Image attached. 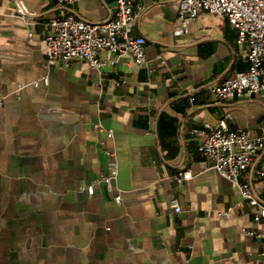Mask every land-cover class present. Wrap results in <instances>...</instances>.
Here are the masks:
<instances>
[{
  "label": "crops",
  "instance_id": "crops-1",
  "mask_svg": "<svg viewBox=\"0 0 264 264\" xmlns=\"http://www.w3.org/2000/svg\"><path fill=\"white\" fill-rule=\"evenodd\" d=\"M178 2L133 0L149 72L132 62L48 65L44 22L106 21L116 0H0V264H264V223L247 201L232 220L220 215L240 195L198 150L222 120L264 137V98L212 97L247 70L245 47L206 12L174 36ZM16 8L23 17L9 16ZM109 152L119 164L111 192L97 182ZM262 170L264 150L241 181L264 202Z\"/></svg>",
  "mask_w": 264,
  "mask_h": 264
},
{
  "label": "built area",
  "instance_id": "built-area-1",
  "mask_svg": "<svg viewBox=\"0 0 264 264\" xmlns=\"http://www.w3.org/2000/svg\"><path fill=\"white\" fill-rule=\"evenodd\" d=\"M77 1L57 0L61 5H72ZM116 5L115 16L102 22H88L74 15L44 22L48 65L67 69L74 62L80 61L101 70L118 63L128 66L132 62L153 72L154 66L146 56V41L134 32L138 14L133 0H116ZM203 12L225 19L235 28L238 33L237 43L245 47L248 64L246 71L239 72L233 79L213 87L212 97L221 102H229L245 95L264 98V0H179L174 36L187 35L190 25ZM9 16L23 17L24 10L16 8ZM103 52L110 53L111 57L101 58L100 54ZM4 101V97L0 96V113ZM206 127L208 131L199 140L198 150L210 163L211 169L235 186L241 198L240 202L220 212V215L225 220H232L241 202L247 201L254 208V221L264 223V202L259 198V193L241 181L243 173L264 150V137H252L248 131H231L225 120L216 126ZM108 156L109 170L97 182L111 192L119 174V164L113 152H109ZM259 176L264 180V170L259 172ZM191 177V173L186 171L175 179L182 182ZM87 189L93 192L94 184ZM114 200L120 204L121 195L118 194ZM171 206L175 213H181L182 209L176 198L171 200Z\"/></svg>",
  "mask_w": 264,
  "mask_h": 264
}]
</instances>
